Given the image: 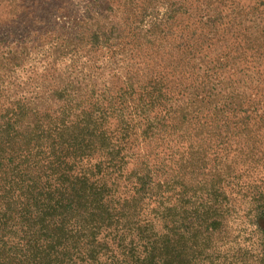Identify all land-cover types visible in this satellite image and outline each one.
Returning <instances> with one entry per match:
<instances>
[{"label": "trees", "instance_id": "obj_1", "mask_svg": "<svg viewBox=\"0 0 264 264\" xmlns=\"http://www.w3.org/2000/svg\"><path fill=\"white\" fill-rule=\"evenodd\" d=\"M188 2L200 0H184L174 15ZM115 5L95 0L85 16L126 11L125 2ZM260 6L264 12V1L253 11ZM261 15L251 27L257 40ZM226 58L207 60L203 78L187 58L186 79L161 83L131 111L113 113L122 121L113 130L107 113L76 112L78 100L43 127L45 158L32 188H49V203L38 196L28 208L17 264H264V114H247V93L223 92V73L218 92L205 89L203 81L228 68ZM262 92L264 103V80ZM94 153L106 160H84ZM241 219L252 227L251 244L239 240Z\"/></svg>", "mask_w": 264, "mask_h": 264}, {"label": "rangeland", "instance_id": "obj_2", "mask_svg": "<svg viewBox=\"0 0 264 264\" xmlns=\"http://www.w3.org/2000/svg\"><path fill=\"white\" fill-rule=\"evenodd\" d=\"M91 1L0 0V264H17L16 250L25 242L20 229L36 198L49 203V188L39 184L36 193L32 178L45 158L42 128L58 124L64 107L78 100L76 112L107 113L106 127L113 130L122 125L113 113L131 111L161 83L186 79L192 69L187 58L194 56L203 78L207 60L227 56L221 62L228 68L203 81L205 89L218 92L224 85L225 93H247V114H264V37L257 40L251 28L259 13L264 18L262 6L253 11L255 1L264 0H212L208 7L209 0L188 2L177 16L184 0H114L115 6L125 2L126 11L109 9L104 18L85 16ZM96 154L84 160H106ZM247 223H237L241 244H251Z\"/></svg>", "mask_w": 264, "mask_h": 264}]
</instances>
